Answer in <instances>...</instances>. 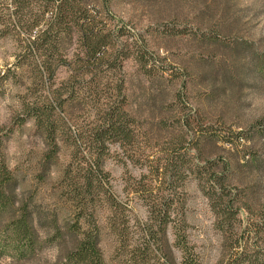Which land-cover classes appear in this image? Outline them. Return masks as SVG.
<instances>
[{"label":"trees","instance_id":"1","mask_svg":"<svg viewBox=\"0 0 264 264\" xmlns=\"http://www.w3.org/2000/svg\"><path fill=\"white\" fill-rule=\"evenodd\" d=\"M113 1L11 0L13 6L7 8L11 23L17 17L28 38H21L14 64L0 69V99L11 86L16 91L12 96L18 103L11 122L5 124L0 120V236L3 242L26 254L46 241L65 244L62 264H106L100 225L102 214L116 235L115 256L122 264H169L165 240L170 226L175 243L182 250L184 264H198L188 258L185 211L181 213V223L173 218L176 189L185 185L189 174L197 175L213 210L222 219L219 228L227 243L232 238L225 236L226 227H230L241 207L237 202L256 193L261 179L259 176L260 180L255 178L253 183L244 186L235 184L239 190L238 194L234 193L227 181L239 162L233 164L221 155L218 158L201 156L199 143L210 142L215 136L203 122L195 129L191 114L178 110L184 106L182 89L186 83L182 81L181 87H177L173 77L157 73V64H153L155 56L149 51L144 34L132 32L120 18L116 19ZM198 1L192 14H178L175 9L168 18L175 24L180 18L192 19L191 30L160 23L167 36L188 34L212 40L211 31L216 30L225 39L237 38L240 30L236 25L246 15L245 10L264 13V6L242 8L234 0ZM129 61L143 75L139 87L145 100L153 102L168 90L173 93V113L167 111L168 115L157 122L160 127L170 126L176 132L172 150L166 155L162 156L161 150L146 154L135 149L146 126L145 117L137 116L131 108V86L137 73L126 71ZM244 65L233 62L228 73ZM225 66L230 68L228 64ZM62 68L66 69V76L58 80ZM223 73L225 76V70ZM225 77L231 83L234 80L231 74ZM149 80L150 84L146 85ZM82 113L86 115L84 119ZM28 121L33 122L44 142L33 181L47 185L51 198L65 206L60 212L50 210V232L44 239L39 228L47 218L46 210L38 209L37 198L47 186L40 185L36 192L33 186L24 187L21 176L10 166L6 150L15 125ZM189 130L195 132L193 139L198 141L191 147L186 145ZM248 132L264 138V117L250 123ZM242 134L238 133L239 139ZM254 135H247L246 139L251 140ZM112 145L126 150L127 158L144 168L126 188L128 197L134 194L142 200L144 220L113 190L110 173L105 168ZM191 149L198 151L195 157H191ZM144 157L152 159L148 166L142 163ZM246 163L257 174L264 170V159L257 154L250 156ZM217 166L220 171L212 170ZM57 167L59 174L52 179ZM243 205L251 209L247 203ZM133 232L138 235H131ZM230 247L229 264H259L237 240Z\"/></svg>","mask_w":264,"mask_h":264},{"label":"rangeland","instance_id":"2","mask_svg":"<svg viewBox=\"0 0 264 264\" xmlns=\"http://www.w3.org/2000/svg\"><path fill=\"white\" fill-rule=\"evenodd\" d=\"M234 1L242 8L247 5L255 8L264 6V0ZM198 3H200L198 0L180 2L177 0H151L150 2L114 0L112 9L116 19L120 18L122 24L126 23L128 29L144 34L149 51L155 56L153 64H157V73L173 77L177 87H181L182 81L186 83V87L183 86L182 89L184 106L178 110L191 114L195 129H199L200 122H203L205 128L209 129L210 133L213 132L211 134L215 136L210 142L199 143L201 156L218 158L221 155L229 158L233 164L239 162L237 170L227 181L234 193L238 194L239 190L234 187L235 184L237 187L244 186L253 183L259 176L261 179L258 178L261 183L256 193L245 196L237 202V206L241 207L236 218L231 221L230 227H226L225 236L232 238L226 243L224 232L219 228L222 219L218 218L210 199L200 186L201 180L196 174L188 175L185 185L175 191L177 202L174 204L176 208L173 210V218L175 222L181 223V213L185 211V237L189 247V261L193 259L192 262H198V264H229L232 261L230 245L233 240H237L241 246L246 247L247 254L252 255L253 260L257 259L259 264H264V170L261 172L262 175L257 174L246 163V160L254 154L264 159V138L248 132L250 123L264 117V13L257 14L255 9L245 10L246 15L241 21L238 20L236 25L240 30V37L237 38L225 39L216 30L211 31L212 40L200 39L198 36L188 34L167 36L160 23L178 25L188 31L194 26L192 19L180 18L175 24V21L168 19L173 13L171 11L177 9L178 14L179 12L192 14ZM12 6L11 0H0V69L3 70L16 61V55L20 52L21 38H28L26 30L18 24L17 17L11 23L7 8ZM162 19L168 21H161ZM233 62L245 63V65L233 73H228ZM226 64L230 68H227ZM223 70H225V76L232 75L234 78L232 83L228 77L224 76ZM126 71L139 75L134 76L137 79L133 80L131 86V108L137 116L145 117L143 123L146 127L142 128V135L135 149L146 154L161 150L162 156L166 155L172 150L171 142L176 132L170 126L160 127L157 122L158 119L168 115L167 111L170 114L173 113L171 110L173 93L168 90L153 102L145 100L142 97L143 90L139 87L143 75L137 71V65L129 61ZM65 76L66 69L62 68L59 71L58 80ZM145 79L146 77L143 80ZM145 83L149 85L150 80L149 83ZM14 92H16L15 89L9 86L6 96L0 99V120L5 124L11 122L12 115L18 107L16 99L12 96ZM82 111L86 113L85 110ZM82 115L84 119L86 115L83 113ZM239 132L243 133L241 139L238 138ZM247 135H254V138L247 140ZM194 137L195 132L189 130L187 146L191 147L198 143L193 139ZM43 148V138L35 131L32 121L15 125L7 141L6 150L10 166L21 176L23 186H33L35 192L40 185H43L38 182L37 185L32 176ZM197 153L198 151L191 149V157H195ZM64 156L63 159H65ZM127 156L126 150L112 145L105 168L110 173L115 193L139 212L142 220L146 215L142 200L134 194L128 197L126 188L136 176L144 172V168L133 164ZM150 157L153 158V155ZM149 160L152 159L144 157L142 163L148 166ZM212 170L220 171L221 168L217 166ZM57 174H59L58 167L54 169L52 179H55ZM206 177L209 178V175H205V180H207ZM180 183L178 180L177 184ZM44 189H46L45 192L40 190L41 197L37 198L38 209L46 210L47 216L42 223L43 226L39 228L41 239L46 238V234L50 232V210L60 212L65 207L62 202H56L51 198L48 186ZM244 203H247L251 209L244 207ZM100 225L106 264H122L115 256L114 250L118 243L116 235L108 228L102 214ZM136 234L138 235L137 232L131 233V235ZM167 238L165 244L171 259L169 264H184L182 250L175 243L171 226L168 228ZM64 246L65 244H52L46 241L36 250L26 254L21 252L22 249L3 242V236H0V264H62Z\"/></svg>","mask_w":264,"mask_h":264}]
</instances>
